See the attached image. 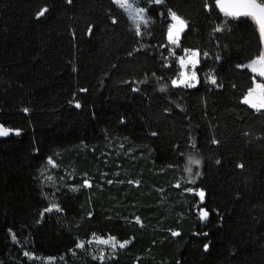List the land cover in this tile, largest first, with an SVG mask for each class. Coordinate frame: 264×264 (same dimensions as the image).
Instances as JSON below:
<instances>
[{"label":"trees","instance_id":"1","mask_svg":"<svg viewBox=\"0 0 264 264\" xmlns=\"http://www.w3.org/2000/svg\"><path fill=\"white\" fill-rule=\"evenodd\" d=\"M216 1H144L138 32L115 0H0V264H264V108L244 102L262 40ZM187 48L199 81L175 85Z\"/></svg>","mask_w":264,"mask_h":264},{"label":"rangeland","instance_id":"2","mask_svg":"<svg viewBox=\"0 0 264 264\" xmlns=\"http://www.w3.org/2000/svg\"><path fill=\"white\" fill-rule=\"evenodd\" d=\"M144 1H147V4L155 3V0H129V2L133 4V8L144 9L143 21H146V23L142 22L140 17L136 16L135 12L129 13L128 11H126L127 14L129 15V17L131 18L132 23L136 29H137L136 25H137V23H139V32L142 30V26L148 24V22H149L148 7L143 5ZM172 13H175V15L177 17H179V19L184 22L183 31L187 26L186 20L179 13H177L174 10H172L170 12L171 22L168 26L167 36H168V45H169V48L171 49V51H173L175 49V47L178 46V44L180 42L181 35L183 33V31H180L178 34V37H177V35H176L177 29H179L181 26L178 23V21L173 19ZM170 30H172V32H173V39L177 40L176 43H172L171 40L169 39V31ZM200 60H201V55H200V52L198 49H195V48L185 49L184 53L178 55V57H177V61L179 62L181 69H180V72L178 73V75L174 78L173 83L175 82L174 83L175 85H184V86L196 85L199 81V77H198L196 68H197V65L199 64ZM260 85H264V83L262 81H260L259 79H255L254 87L249 92H254L260 96H263V98H264V91H262V89L259 87ZM260 102L261 101H258V103H260ZM0 130H7L8 134L13 132V131H16L15 129L13 130L9 127L4 126L3 124L2 125L0 124ZM190 160H199L200 164H198V165L197 164H191V163H189ZM49 161H51V163ZM202 167H203V158L201 157V155H199L197 152H191V153L187 154L186 164H185V172H184V175L182 177L181 183H184L187 181L188 182H195L197 180V178L201 175ZM189 168L191 169V172L188 171ZM56 170L60 171V163L56 162L55 160L50 158L48 160L47 166L45 168V175L50 179L58 178V176L56 175ZM64 178H65L64 174H63V172H61L59 179L62 180ZM73 178H74V175L72 172H70L68 177L66 178V181L72 180ZM86 182L89 184L90 178H88ZM181 183L178 182L177 184H181ZM70 185H72V183H70ZM190 190L197 192L198 194L200 192H203L201 189H195V188H192ZM49 208H51V209L58 208V205L52 204L47 209H49ZM113 238H114V240H113ZM100 241H109V242L108 243H101ZM88 243H90L91 245H93V247H96L99 251H101V255L103 256L107 250H111V251L115 250L116 248L119 247L120 243H125V241H123V242L119 241L116 237L109 236V235L108 236L107 235L106 236L93 235L88 240ZM113 243H116L115 248L112 247Z\"/></svg>","mask_w":264,"mask_h":264},{"label":"snow or ice","instance_id":"3","mask_svg":"<svg viewBox=\"0 0 264 264\" xmlns=\"http://www.w3.org/2000/svg\"><path fill=\"white\" fill-rule=\"evenodd\" d=\"M69 2H71V0H69ZM161 0H155V3H160ZM217 2L219 3V0H217ZM115 3L120 7L123 8L125 11H128L129 13L135 12L136 16L140 17L141 21L146 23V21H143V12L144 9L140 8V9H135L133 8V4L129 2V0H115ZM230 8H234L235 11H226V15L229 16H250L252 17L257 24L260 27V32L261 35L264 36V3H258L257 0H233V2L229 5ZM221 10H225L223 5L221 6ZM47 9H44L43 11H41L39 13L40 16L44 15V12H46ZM172 17L174 20L178 21V23L180 24V28L177 29L176 35L178 37V34L180 31H183V24L184 22L182 20L179 19V17H177L175 15V13H172ZM137 27V31L139 32V23H137L136 25ZM220 29H217V31H219ZM169 39L171 40L172 43H176L177 40L173 39V32L172 30L169 31ZM259 62L260 63H264V55H261L259 57ZM257 63V61H253V64ZM255 70V69H253ZM260 75H264V71H261ZM194 78V77H193ZM175 83V82H174ZM212 83H216L215 79L212 80ZM262 91H264V85H260L259 86ZM252 96V93H249V97L245 98V103H250L252 107L256 108H264V98L261 99V102L259 105L252 103L250 97ZM77 107H79V104L76 105ZM8 132L7 130H0V135H7ZM19 134V133H17ZM51 163V161H49ZM189 163L191 164H200L199 160H190ZM189 172H191V169H188ZM201 199H203L204 197V193L200 192L199 193ZM46 211H52L51 208L46 209ZM202 218H207L208 213L206 211H203L201 213ZM173 235H178V233H173ZM13 240L16 239L15 235H13ZM114 240V238H113ZM101 243H108L109 241H100ZM126 243V242H125ZM125 243H120L119 247L123 248L125 247ZM78 247H83V244L78 245ZM112 247L115 248L116 247V243L112 244ZM205 248L207 249V245L205 246ZM26 256L29 255L27 252L24 253ZM99 259H104L103 257H100Z\"/></svg>","mask_w":264,"mask_h":264},{"label":"water","instance_id":"4","mask_svg":"<svg viewBox=\"0 0 264 264\" xmlns=\"http://www.w3.org/2000/svg\"><path fill=\"white\" fill-rule=\"evenodd\" d=\"M232 2H233V0H219V3L216 1V4H217V7L219 8V10L222 11L224 14H226V11H235L234 8H230L229 7V5ZM257 2L258 3H264L263 0H257ZM222 5H223L225 10H221V6ZM231 17H236L237 18V17H244V16H231ZM247 17H250V16H247ZM250 18L256 23V25L258 26L259 32H260V27L257 24V22L252 17H250ZM260 35H261V32H260ZM261 40H262V46H263L261 55H264V36H262V35H261ZM259 57H257L256 59L252 60L251 62H249L247 64V68L252 72L253 76L256 79H259L260 81H262L264 83V75H260L261 71H264V63H260L259 62ZM253 61H257V63L253 64ZM253 69H255V70H253ZM249 93H248V95L246 97H249ZM251 93H252V96L250 97V99H251L252 103H255V104L259 105L260 103H258V101H261L263 96H260V95L254 93V92H251Z\"/></svg>","mask_w":264,"mask_h":264}]
</instances>
